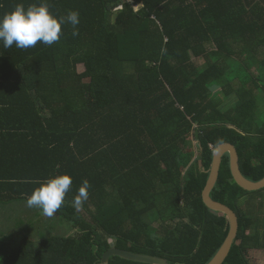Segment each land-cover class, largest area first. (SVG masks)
Wrapping results in <instances>:
<instances>
[{"label":"trees","instance_id":"obj_1","mask_svg":"<svg viewBox=\"0 0 264 264\" xmlns=\"http://www.w3.org/2000/svg\"><path fill=\"white\" fill-rule=\"evenodd\" d=\"M133 1L47 0L57 18L80 13L78 36L65 24L52 46L0 41V264H102L114 247L209 264L230 231L203 203L214 151L233 144L243 176L264 179V0ZM43 2L0 0V21ZM58 175L73 184L49 218L26 201ZM251 194L225 156L211 194L239 220L225 264L264 250Z\"/></svg>","mask_w":264,"mask_h":264},{"label":"clouds","instance_id":"obj_2","mask_svg":"<svg viewBox=\"0 0 264 264\" xmlns=\"http://www.w3.org/2000/svg\"><path fill=\"white\" fill-rule=\"evenodd\" d=\"M51 5L45 2L31 4L27 8L23 3L17 4L14 11L4 15L0 21V41L4 47L11 49L13 45L22 50L34 48L43 42L47 46L58 43L63 35V25L70 24L73 36L79 35L80 13L70 10L66 16L57 18L50 11ZM36 188L28 197L26 203L29 208L40 209L51 218L65 204L73 180L69 175H58L55 178L37 181ZM92 187L88 180H84L78 195L72 201L76 210H83L84 204L90 198L89 189Z\"/></svg>","mask_w":264,"mask_h":264},{"label":"water","instance_id":"obj_3","mask_svg":"<svg viewBox=\"0 0 264 264\" xmlns=\"http://www.w3.org/2000/svg\"><path fill=\"white\" fill-rule=\"evenodd\" d=\"M227 155L230 159V171L233 180L238 187L248 193H256L264 190V179L258 183H252L243 176L240 170L239 154L233 144L224 143L218 146L213 154L210 177L202 197L203 203L207 209L214 213L221 214L229 220L230 231L224 244L209 264H225L239 233V220L237 215L227 206L219 204L211 198V194L219 182L223 159ZM115 257L138 264H167L164 260L150 257V255L137 254L126 250H120L116 247L109 249L104 254L102 264H109L110 260Z\"/></svg>","mask_w":264,"mask_h":264},{"label":"rangeland","instance_id":"obj_4","mask_svg":"<svg viewBox=\"0 0 264 264\" xmlns=\"http://www.w3.org/2000/svg\"><path fill=\"white\" fill-rule=\"evenodd\" d=\"M131 7H133L134 11H138L140 6H137L134 4V1L131 3ZM77 72L78 73H82L83 72V67L79 66L77 68ZM246 201H241V205H244L243 207H248L251 206V209L253 207L254 213H259L261 215V220L263 221V226H264V192H256L251 194L250 196L247 197V199H245ZM263 204V208L260 210L259 209V205ZM37 210V209H36ZM258 210H260L258 212ZM162 225H164L163 223L159 222V223H154L153 226L155 229H159ZM19 229V228H18ZM37 228H34L32 230H24L21 228V230H23V234L22 235H26L28 234V236H32L33 233L31 232H35ZM35 235V234H34ZM15 238V237H14ZM23 236H18L17 240L22 239ZM16 240V241H17ZM249 262L250 264H264V250H252L249 253Z\"/></svg>","mask_w":264,"mask_h":264},{"label":"built area","instance_id":"obj_5","mask_svg":"<svg viewBox=\"0 0 264 264\" xmlns=\"http://www.w3.org/2000/svg\"><path fill=\"white\" fill-rule=\"evenodd\" d=\"M120 2H121V5L116 9V12L117 11H122L123 10V4H129V5H132L131 3L133 2V0H119ZM132 9H134L133 7H132ZM135 12H137V11H135Z\"/></svg>","mask_w":264,"mask_h":264}]
</instances>
